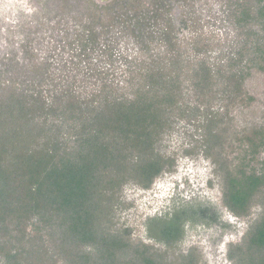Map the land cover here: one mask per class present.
Segmentation results:
<instances>
[{"label": "trees", "instance_id": "1", "mask_svg": "<svg viewBox=\"0 0 264 264\" xmlns=\"http://www.w3.org/2000/svg\"><path fill=\"white\" fill-rule=\"evenodd\" d=\"M173 1L102 8L96 4L70 6L81 20L75 37L80 57L76 66L58 77L50 63H34L18 69L23 73L9 87L3 85L0 263L165 264L151 246L135 244L125 233L111 232L109 227L103 229L102 221L111 212L112 199L107 193L130 180L148 189L164 171L166 162L156 147L161 132L169 126V112L186 113L178 106L185 82L182 74L199 96L211 100L224 91L235 103V98L247 95L244 85L251 72H264V0H232L229 19L241 30V39L226 64L213 68L204 59L184 64L178 57L166 71L139 62L140 81L128 80L123 90L116 81L119 73L93 62L97 51L106 53L110 61L117 60L112 40V45L100 44L109 24L103 15L111 12L118 18L124 7L128 18L122 22L129 23L131 17L136 20L130 24L136 35L137 25L145 30L154 20V27L162 29L160 39L171 49L178 10L197 0ZM41 7L48 15L50 6ZM85 14L94 20L83 18ZM145 17L148 20L142 21ZM70 45L73 51V43ZM128 62L132 63L129 67L137 66ZM14 71L9 69V74ZM77 76L85 77L99 91L78 92ZM254 100L248 97L249 103ZM204 115L212 117L211 109ZM222 123L213 121L212 127ZM226 144L223 137L216 136L207 151L224 176L226 207L239 218L248 217L257 205L262 208L243 241L232 246L229 258L234 264H264V123L229 144L230 158L224 155ZM178 230L168 226L162 234L170 239ZM183 261L199 264L196 251Z\"/></svg>", "mask_w": 264, "mask_h": 264}, {"label": "rangeland", "instance_id": "2", "mask_svg": "<svg viewBox=\"0 0 264 264\" xmlns=\"http://www.w3.org/2000/svg\"><path fill=\"white\" fill-rule=\"evenodd\" d=\"M33 1L0 0V94L3 85L9 87L11 80L22 75L20 68H30L34 63L44 66L48 62L54 66V74L61 77L80 61L77 57L79 41H75L81 21L78 13L74 12L73 18L64 22L57 15L56 6H50V10L46 9L48 15H42L41 5ZM231 3L232 0H197L194 5H181L173 22L176 39L171 49L160 39L162 29L154 27V20L145 30L137 25L136 35L132 34L136 32L130 25L136 20L131 17L129 23L122 22L128 18L124 17V7L120 8L118 18L108 12L103 15L104 22L109 24L100 44L105 47L113 42L111 47L117 50V60L110 61L106 53L101 55L97 51L92 55L93 62L119 73L116 81L123 90L128 80L140 81V63L149 68L169 70L179 57L184 64L204 59L213 68H219L233 56L241 39V30L229 19ZM63 9L70 11L72 8L65 5ZM86 15L83 18L93 19ZM128 60L137 66L129 67L132 63ZM14 68V73L9 74V69ZM185 75H181L185 82L178 106L186 113L169 112V126L161 132L156 147L165 159L164 171L148 189L130 180L121 189L107 193L112 199L111 212L101 225L103 229L109 227L111 232L125 233L135 244L151 246L165 264H184V257L192 250L196 251L199 264H234L229 258L230 250L243 241L262 208L257 205L248 217L239 218L226 207L224 176L207 151L213 138L220 136L227 143L224 155L228 156L229 144L237 136L264 123V72H251L244 85L247 95L235 98V103L224 91L211 100L206 95L199 96ZM76 78L78 92L86 91L84 95H89L99 91L96 86L90 87L91 82L85 77ZM249 96L255 99L251 103ZM207 109H211L212 117L204 115ZM216 120L223 122L218 128L212 127ZM209 212H212L210 216L215 214L213 221L208 218ZM168 226L179 229L174 238L163 236L162 229ZM222 252L224 263L218 258Z\"/></svg>", "mask_w": 264, "mask_h": 264}, {"label": "flooded vegetation", "instance_id": "3", "mask_svg": "<svg viewBox=\"0 0 264 264\" xmlns=\"http://www.w3.org/2000/svg\"><path fill=\"white\" fill-rule=\"evenodd\" d=\"M43 2L39 3L37 2V0H34V4L36 5H41V6H56V12L57 15L61 16L63 19H65L64 22H68L70 21L71 18H73V14L75 11H67V9H63V7H65V5H69V6H76L77 4H81V5H92V4H96L98 7L102 8V7H107V6H113V5H129V4H134V5H152V4H174L175 2L172 0H54V2H51L49 0H41ZM43 4V5H42ZM70 12V13H69ZM41 13L43 14V9L41 7ZM62 14V15H61ZM76 20V19H75ZM73 25V23H71V26ZM74 27H76V25H73ZM210 208V207H209ZM211 210V208H210ZM208 212V210H207ZM212 213V212H211ZM210 212L208 213V218L211 219L212 221L214 220L215 214L213 213L212 216H210L211 214ZM210 216V217H209ZM216 224V222H215ZM224 253L222 252L219 255V259L221 261V263H224Z\"/></svg>", "mask_w": 264, "mask_h": 264}]
</instances>
